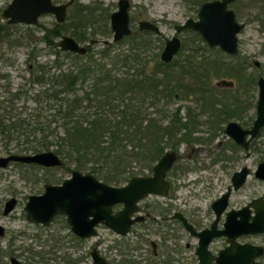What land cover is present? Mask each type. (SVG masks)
I'll return each mask as SVG.
<instances>
[{
  "label": "trees",
  "instance_id": "16d2710c",
  "mask_svg": "<svg viewBox=\"0 0 264 264\" xmlns=\"http://www.w3.org/2000/svg\"><path fill=\"white\" fill-rule=\"evenodd\" d=\"M108 20L109 10L95 0L69 8L63 22L38 24L42 32L37 41L52 57L39 60L40 48L31 46L26 57L28 75L0 98V136L6 140L7 149L10 141L20 146L18 151L52 149L63 163L67 160L74 168L88 167L93 173L102 172L112 163L104 181L116 183V174L125 171L120 162L135 156L146 162L153 160L166 146L174 147L180 129H189L190 122L177 113L163 123L164 110H149L147 101L156 105L181 93H194L197 100L212 104L244 100L238 99V93L217 97L211 80L223 65L216 59L195 60L187 55L175 61L178 71L172 82L174 76L168 70L171 64L159 58L160 38L150 31L103 44L95 52L91 46L83 54L58 47V38L66 32L78 41L107 35ZM15 26L6 19L0 21V47L23 42L24 35L18 36L20 39L12 37ZM96 52L99 57L94 56ZM122 67L123 75L119 74ZM224 69L234 74L242 68L228 62ZM21 94L33 98L36 104L29 107L22 103L18 110L15 100ZM153 113H159V117ZM182 138L190 139L186 132Z\"/></svg>",
  "mask_w": 264,
  "mask_h": 264
},
{
  "label": "flooded vegetation",
  "instance_id": "af4514ba",
  "mask_svg": "<svg viewBox=\"0 0 264 264\" xmlns=\"http://www.w3.org/2000/svg\"><path fill=\"white\" fill-rule=\"evenodd\" d=\"M100 1H101V6L109 10V18H110L111 12L117 9L118 0L116 1L115 9H112L108 4L105 5L103 3V0ZM182 1L185 2V4L189 8L196 11L195 17H192L196 19L199 7L203 2L208 0H182ZM234 1L236 0H233L231 3H234ZM92 2L80 3V4H90ZM129 3L130 4L128 7V13H129L128 24L131 29L130 33L125 34L120 39L108 43H103L101 41L103 39H100V41L103 44L119 42L128 36L136 35L139 32H143V31H150L153 35H157L160 38L159 24H157V22L153 20L143 17L141 15L142 14L141 12L136 14L132 12L131 0H129ZM76 4H79V2L77 0H72L68 7V11L69 8L75 6ZM230 4L229 7L232 8ZM255 18L259 20V24H260L259 30L261 34H264V8L261 10V14H257ZM140 20H149L156 23V25L159 28L158 31L149 28L140 29L139 28ZM183 22L174 23L173 24L174 33L170 37L165 38L166 40L167 38H171L172 36L179 37L180 48L176 51V53L172 56V58L169 61H164V62H169L171 65H173L175 61L176 62L181 61L187 55L188 56L190 55L192 56L191 58H194L195 60H200L202 58L216 59L221 63V65H223L221 66L222 69H224L225 64H227L228 62H231L236 65L238 64V66L242 68L241 71L237 70L234 72V74L230 73L231 74L230 77L233 78L235 77V81L227 78H219L221 76L219 74L216 77L219 79H217L215 81V84H213L212 83V80L214 79L213 78L211 80V84L213 85L212 88L215 89L216 94H218L217 91L220 92H225V90L232 91L231 94L238 93L239 94L238 99H244V100L240 102L232 101L227 103L214 102L212 104L209 102H203L197 100L198 98L194 93L187 95H184L182 93L181 95L193 99L194 102L190 105H184L181 103L176 104L174 107H172L169 116L167 114V108L160 107L165 112L164 119H166V123L169 122L171 116L177 113L178 115L181 116L182 120L184 121L188 120L190 122L189 129L185 127L180 129L175 135L177 142L174 145V147L168 146L167 148H165L164 151L160 155H158L155 159L148 161L147 167L145 166L143 169L132 171L131 175L126 176L127 178L125 180H119L114 184V183L106 182L101 179L102 181L108 184L120 186L125 184L127 180L132 176L152 175L153 166L156 163V161L161 157V155H163V153L166 150H175V154H176L175 158L171 166L165 171V175H164V179L168 183L165 192L163 194L158 192H150L144 196H141L139 199L136 200L135 209L129 214V217L133 219V221L128 226L126 232L124 233L118 232L109 225H107L105 222H99L98 224L94 225V229L96 231L95 234L88 236H80L75 231L72 230V225L67 220V216L64 213H57L47 223H44L41 221L30 220L25 211V218L27 219L28 223L32 225L33 224L40 225L42 227L50 226V224H52L54 220H56V218L63 217L64 224L61 226L64 227L62 229L64 232L62 233V235H59L57 233L54 234V233L46 232L47 237H44V239H42L41 234L38 233L36 235H31L30 238H34V236L37 237L36 240L38 241L37 245L39 246V248L36 249L30 246L20 247L16 245L13 238H9V242L4 248H2L0 245L1 247L0 264H79L78 263L79 260H77L73 255H71L70 251L67 250L60 252L59 248L63 246L65 243L67 247H71L73 244L71 242L72 236L79 240L88 239L93 236H97L99 233L97 229L98 226H101L106 230L107 236L105 237V239L103 238V241L105 240V243L102 251L98 249L99 241H96L95 244L88 249V255L90 257L91 264H100V263H94V259L92 256L93 249L97 250L98 254L103 258L105 264H200V258L197 253V247L199 245V237L198 235L194 234L185 225L184 221L190 223L196 231H199L206 227H210L212 221L216 218V211L213 208L212 203L213 201L218 199L222 193L226 191H229V194L227 196V204L220 212L218 216V220L216 222V226L218 228H223L224 227L223 223L226 219L227 213L231 210H238L243 206H247V210H244L243 213H233L232 214L233 218L240 219L241 216L243 215L244 219H246L247 221L252 220V216L256 214V211L254 205L250 203L251 201H253V199L258 198V204L260 206L264 204V189H262V191H260L259 194H252V192H250L248 199H246L245 201L239 204H233L231 199L233 198L232 196L233 193L244 188L246 184L250 182L249 180L250 178H252V176L254 177L255 180L261 182L264 188V177L257 175L255 172L259 164L264 162V141L263 140L258 141V138L261 135V131L264 128V124L260 127V129L258 130L255 136L251 137L250 134L248 133L245 134V139L248 141L246 147L243 144L237 142L232 136L227 135L224 131V127L226 123L230 120L237 121L242 128H248L251 126L252 121L255 117V109H256V101H255L256 97L253 93V90L255 85H256V89H258L257 79L260 76L264 77V73H262L260 70L257 73L254 72L253 70H249V67L251 66L252 63L256 67H259L260 62L255 58H251L249 55L239 54V39H238V50L234 53L228 52L225 49L219 47L218 45H213V46L209 45L202 38L200 33L191 27H184L181 28L180 30H176L175 26ZM239 22H243V21H239ZM243 23H244L243 26L244 28L245 22ZM134 24H136V26ZM108 27H109V33H107V35H103V34L102 35L110 36V38L107 39H111L112 31L110 29L109 20H108ZM242 29L240 30V32L242 31ZM240 32L237 33V36ZM93 38L95 37H91L88 40V42L84 43L86 45V50H87V46L91 45V43L97 42V41L90 42V40ZM160 41H161V46L159 47L160 50L158 49L159 58H160V52L164 46L161 38ZM182 49H186L188 51L187 55L181 60L176 59L175 56ZM199 50L204 51V54L202 53L200 57H198L196 54V52ZM205 52H207V54H205ZM222 53H225L227 56L226 57L223 56ZM176 62L174 66H176ZM176 72L177 71L171 73L174 76L172 82H174L176 79L175 77ZM222 79L231 80L232 84L225 85V84L217 83ZM236 80L239 86H236L237 83ZM242 80L245 83V85H243L244 87L241 86ZM184 81L187 82L188 78L184 79ZM241 87L243 88L244 91L243 97H241L240 95ZM256 96H257V91H256ZM158 103L159 102H157V104L155 105L156 108H159L157 107ZM252 108L254 110L253 113L251 111ZM183 109H184V113L182 115L181 112L183 111ZM205 122L210 125L209 128L210 136L208 139L206 138L203 139L213 140L215 138V145L218 148L219 152L213 156L210 155L207 156L208 159L203 156H199L198 150L193 147L189 151L181 153L179 151L180 149H178V144L181 141H187L184 138H182V134L186 132L188 138H190L188 141L189 142L193 141L194 139H196V137L193 136L192 134L198 128V125ZM220 134L221 137L219 138ZM225 138L232 143L233 149H228V147H225V145L227 144V142H225ZM220 148L223 149L220 150ZM226 151H230V153H226ZM16 152L28 153L31 151H16ZM135 158L139 161H142L138 156H135ZM12 162L20 165H29L30 168H35L37 166L46 167V168L59 167L63 164L62 163L61 165H56V166H45L36 163H27V162L24 163L19 161H10L9 163ZM9 163L6 166H8ZM251 164H253V166H251ZM217 165H221L223 167L226 166L228 167L233 165L236 167L234 168V170L230 175V183L226 186L225 190L221 191L216 196V198H214L210 202V210L212 211L213 214L211 218L207 222H205L199 214L200 213L199 205L190 203L189 199L198 197L202 189L206 187H210L212 185V182L210 180L213 178V173L212 174L208 173L207 169L210 168L215 169ZM263 166H261V169ZM242 167H246L248 172L246 173L243 182H241L239 186L235 187L232 181V175L235 171H239ZM68 169L70 170V175H71V172L74 169H78V168L72 167ZM78 170L82 172H90V171H83V169H78ZM262 173H264V170L262 171ZM70 175H68L67 177H69ZM22 176L25 177L24 175ZM34 177L35 176H33V178ZM25 178H29V176ZM46 183H51V182H44L42 191L37 193H30V194H41L44 191V185ZM60 183H51V184H60ZM30 194H27L25 203L28 201V196ZM12 197L15 198V203L13 207L5 213L4 208L6 205V201ZM17 202L18 201L16 196L12 195L7 197L3 202L2 213L4 215H7L10 211H12V209L15 207ZM123 207H124L123 201L116 202L115 204L112 205V213L122 210ZM0 227H2V230H0V237H2L6 233V227L1 223H0ZM21 233L24 232L21 231ZM110 234L113 235L114 238L108 241L109 240L108 235ZM151 235H153L154 238L150 237ZM252 237L255 238L260 237L261 240H258L260 242H255L254 240L250 239ZM221 238L223 239L222 243H220V241L218 240ZM236 239H238L241 242H251L262 245L263 252L255 258L253 264H264V231L243 233L238 235ZM227 243L228 242L224 234L215 235L211 237V239L209 240L207 244V248L209 249L210 253L214 255L219 251V249L223 248ZM209 263L215 264V260L211 259Z\"/></svg>",
  "mask_w": 264,
  "mask_h": 264
},
{
  "label": "water",
  "instance_id": "95a60500",
  "mask_svg": "<svg viewBox=\"0 0 264 264\" xmlns=\"http://www.w3.org/2000/svg\"><path fill=\"white\" fill-rule=\"evenodd\" d=\"M72 0L56 2L54 0H10L2 9V15L8 23L35 24L43 14H52L57 22L66 19L68 7ZM233 0H208L201 4L197 12V18L188 17L183 23L175 26L176 30L191 27L197 30L202 38L211 46L218 45L228 52L238 50L237 33L243 28L244 23L236 19L235 12L229 7ZM129 0H118L117 9L112 11L109 25L112 31L111 39L101 40L108 43L122 38L130 33L128 24ZM139 28H149L158 31L156 23L149 20H140ZM93 38L90 42L98 41ZM58 47L63 51H71L78 54L86 52V45L75 39L68 33H63L58 38ZM180 48V40L172 36L165 40L160 52L163 61H169ZM217 83L231 85V80L222 79ZM257 96L255 117L248 128H242L237 121L230 120L226 123L224 131L237 142L247 146L245 134L255 136L264 124V77L257 79ZM175 150H166L153 166V174L149 176H132L123 185L108 184L91 172H82L74 169L69 177L63 179L60 184L46 183L41 194H30L25 203L24 210L30 220L47 223L55 214L64 213L72 225V230L80 236L95 234L94 225L105 222L118 232L124 233L133 221L129 214L135 209L136 200L150 192L164 193L168 186L164 179L165 171L171 166L175 158ZM10 161L24 163H36L45 166H56L63 163L59 154L52 149L40 150L28 153L11 152L0 154V167H5ZM264 162L256 169V174L264 177ZM261 166L262 169H261ZM262 170V171H261ZM248 172L246 167L235 171L232 181L235 187L239 186ZM229 191L213 201L212 206L216 211V218L210 227L196 231L193 226L185 222V225L199 237L197 253L200 264H210L214 259L215 264H253L255 258L263 252L260 244L241 242L236 237L243 233L264 231V204H258V198L250 204L255 207L256 214L251 221L234 219L233 213H243L247 206L227 213L223 228H218L216 222L222 209L227 204ZM124 202L122 210L112 213V205L116 202ZM15 203L12 197L6 201L4 212L9 211ZM247 216V215H246ZM2 230V227H0ZM224 234L227 244L219 249L216 254L210 253L207 244L211 237ZM94 263L105 264L103 258L93 249Z\"/></svg>",
  "mask_w": 264,
  "mask_h": 264
},
{
  "label": "rangeland",
  "instance_id": "374dc122",
  "mask_svg": "<svg viewBox=\"0 0 264 264\" xmlns=\"http://www.w3.org/2000/svg\"><path fill=\"white\" fill-rule=\"evenodd\" d=\"M9 1L10 0H0V21L5 19V17H3L2 15V9L8 4ZM54 1L63 2L66 0ZM77 1L79 3H89L93 0ZM116 1L117 0H103V3L105 5L108 4L112 9H115ZM131 4L132 12H134L135 14L141 12V15L143 17L153 20L157 22V24H159V34L161 40L163 41V44L165 38L170 37L174 33V23L183 22L187 17H195L196 15V11L189 8L182 0H131ZM230 6L235 11L237 20L245 22V27L238 34L239 54L249 55L251 58L259 60L260 66L256 67L252 63L249 67V70H253L256 73L260 70L262 73H264V34H261L259 30V20L255 18L257 14H261V10L264 8V0H236L234 1V3H231ZM53 21H56L54 15L43 14L39 17L38 21L35 24L28 25L24 23H15L16 26L12 29L14 31L12 37H17L18 39H20L18 36L24 35V37L22 38L23 42L21 44H15L10 47H8L7 45H3L2 47H0V98L9 94L7 89H16L20 85V83L24 81V77L28 75L26 66V57L28 54V50L33 45H36L39 48L43 45L41 41H37L42 32L40 30V25L38 24L41 23L44 25H50ZM134 25L136 26V24ZM95 38L99 39V41L93 42L91 43V45H89L94 52L103 45L100 39L110 38V36L96 34ZM80 42L84 44L88 42V40L86 39ZM158 49L160 50V48H157V50ZM39 51L40 53H38L37 57L39 60H44L52 57V55L46 54L45 49L40 48ZM154 51L155 50H153V52ZM146 53L150 54V51H147ZM187 53L188 51L186 49H182L175 56V58L181 60L187 55ZM202 53L204 54V51L199 50L196 52L198 57H200ZM205 54H207V52H205ZM222 54L225 57L227 56L225 53ZM94 56L99 57L97 52L94 54ZM122 68L123 69L119 71V74L121 75L125 74L123 71L125 68ZM168 70L172 73L174 71H178V67L174 66L173 64L168 67ZM160 74L161 72H158V75ZM219 74L221 75L219 78H227L235 81V77H230L231 74L226 69H221ZM219 78L215 77L212 80V83L215 84V81ZM243 85H245V83L242 80L241 86L244 87ZM236 86H239L238 82L236 83ZM242 87L240 88L241 97H243L244 95ZM256 91L257 89L255 85L253 90L255 97ZM217 92V97H222L223 94V96H229L232 91L225 90V92ZM147 102L146 105H148L149 110L156 109L155 105ZM193 102V99L187 98L184 95H178L176 97H172L171 99H161L157 107H166L167 114L169 116L172 107H174L176 104L181 103L184 105H190ZM22 103H26L29 107H31L36 104V101L31 97H27L24 94H21V98L15 100V105L18 106V110L22 108ZM164 103L166 106L164 105ZM251 111L252 113L254 112L253 108ZM181 113L183 115L184 109ZM21 114L23 115V112ZM153 115L159 117L158 113H153ZM163 123H166V119L163 120ZM209 128L210 125L206 122L198 125V128L192 134L196 137V139L190 142L181 141L178 144V149H180L179 151L181 153H184L189 151L193 147L198 150L199 156H203L205 158H207V156L209 155L213 156L218 153L219 150L215 145V138L213 140L203 139L209 138ZM220 137L221 134L219 135V138ZM259 140L264 141V128L262 129L261 135L258 138V141ZM225 142H227L225 147H228V149H233L232 143L226 138ZM5 143L6 140L0 136V154L16 152L20 147L15 141H10L7 144V149ZM167 147L168 146H166L165 148ZM222 149L223 148H220V150ZM226 153H230V151H226ZM120 164L121 166L123 165L125 171L122 174L117 173L116 177L119 176V180H125L127 178L126 176H128L129 174L128 172L143 169L145 166L147 167L148 162L139 161L135 157H129L127 160H125V162H120ZM73 165L74 164L72 162H68L67 160H65L64 163L59 167L46 168L37 166L35 168H30L29 165H20L12 162L9 163L8 166L0 168V223L6 227V233L2 237H0V245L2 248H4L8 244L9 238H13L16 245L20 247L30 246L36 249L39 248V246L37 245L38 241L36 240L37 237L34 236V238H30L31 235H36L37 233L41 234L42 239H44V237H47L46 232L62 235V233L64 232L62 230L64 227L61 226L64 224L63 217L56 218V220H54V222L47 227H42L40 225L34 224L32 225L28 223L27 219L25 218V210L23 209V207L27 194L42 191L44 182L60 183L65 177L70 175V170L68 168H72ZM113 166L114 165L112 163H108L107 167H104L102 172H96L94 174L100 179L105 180L106 171L112 169ZM251 166H253V164H251ZM235 167L236 166L233 165L228 167L217 165L215 169H207L208 173H213V178L210 180L212 182V185L210 187L202 189L198 197L189 199L190 203L199 205V214L205 222H207L213 214L210 210V202L214 198H216V196L221 191L225 190L226 186L230 183V175ZM88 169V167H84L83 171H88ZM22 175H24L25 177L29 176V178H25ZM33 176H35L36 178H33ZM249 181L250 182L247 183L244 188L233 193V198L231 199L233 204H239L248 199L250 192H252V194H259L260 191L264 189L263 184L255 180L253 176ZM108 182L115 184L114 181L109 180ZM12 195L17 197L18 202L12 209V211H10L7 215H4L2 213L3 202L7 197ZM97 229L99 232L98 235L88 239L79 240L72 236V246L67 247L65 243L59 248L60 252L68 250L70 251L71 255L79 260V264H91L90 257L88 255V249L91 248L96 241H99L98 249L102 251L105 243V240L103 241V238L105 239V237L107 236L106 230L103 227L98 226ZM21 231H23L24 233H21ZM150 237L154 238L153 235H151ZM108 238V241H110L114 238V236L110 234L108 235ZM250 239L254 240L255 242H260L258 240H261L260 237H252ZM218 240L220 241V243H222L223 239L221 238Z\"/></svg>",
  "mask_w": 264,
  "mask_h": 264
}]
</instances>
